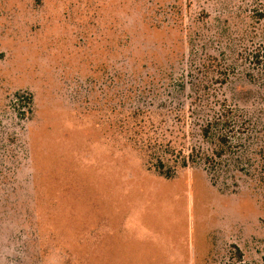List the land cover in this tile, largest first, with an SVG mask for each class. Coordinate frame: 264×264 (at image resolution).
<instances>
[{
    "label": "rangeland",
    "instance_id": "obj_1",
    "mask_svg": "<svg viewBox=\"0 0 264 264\" xmlns=\"http://www.w3.org/2000/svg\"><path fill=\"white\" fill-rule=\"evenodd\" d=\"M234 247L264 264V0H0V264Z\"/></svg>",
    "mask_w": 264,
    "mask_h": 264
},
{
    "label": "trees",
    "instance_id": "obj_2",
    "mask_svg": "<svg viewBox=\"0 0 264 264\" xmlns=\"http://www.w3.org/2000/svg\"><path fill=\"white\" fill-rule=\"evenodd\" d=\"M211 117L203 122L201 127V135L203 138L208 139L210 137L217 136L218 141L226 144L228 139L231 138V135L239 134V131L234 130L233 125L235 122L233 121V117L231 115V111L229 109H223L219 111L212 110ZM225 150H221L216 154L218 158H220L224 154ZM238 252V258L240 264H243V255L241 251L234 247Z\"/></svg>",
    "mask_w": 264,
    "mask_h": 264
}]
</instances>
